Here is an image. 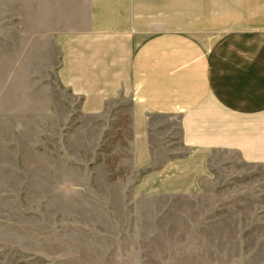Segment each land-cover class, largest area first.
Instances as JSON below:
<instances>
[{"label": "rangeland", "instance_id": "1", "mask_svg": "<svg viewBox=\"0 0 264 264\" xmlns=\"http://www.w3.org/2000/svg\"><path fill=\"white\" fill-rule=\"evenodd\" d=\"M33 12L32 0H0V264H203L197 241L222 251L224 215L212 211L231 203L247 210L231 224L248 223L264 264L263 167L215 153L202 198L146 190V171L186 154L175 122L154 119V165L136 168L131 99L82 113Z\"/></svg>", "mask_w": 264, "mask_h": 264}, {"label": "crops", "instance_id": "2", "mask_svg": "<svg viewBox=\"0 0 264 264\" xmlns=\"http://www.w3.org/2000/svg\"><path fill=\"white\" fill-rule=\"evenodd\" d=\"M32 3L37 29L60 53L58 80L80 98L82 113L101 114L109 102L131 99L136 168L154 165V119L175 122L186 154L146 171V190L202 198L215 153L264 169V0ZM234 206L211 210L224 215L225 235L217 241L222 251L209 249L212 239L197 241L195 249L209 246L203 264H254L250 226L231 224L233 214L247 210Z\"/></svg>", "mask_w": 264, "mask_h": 264}]
</instances>
